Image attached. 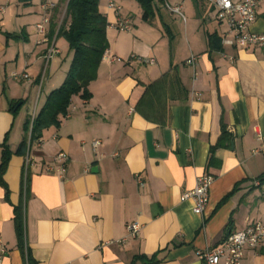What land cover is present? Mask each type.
I'll list each match as a JSON object with an SVG mask.
<instances>
[{"label":"crops","instance_id":"obj_1","mask_svg":"<svg viewBox=\"0 0 264 264\" xmlns=\"http://www.w3.org/2000/svg\"><path fill=\"white\" fill-rule=\"evenodd\" d=\"M44 1L55 7L43 41L35 24ZM108 1L99 0L107 53L123 62L103 57L90 97L74 95L68 117L22 155L27 122L69 70L66 41L45 59L57 46L65 4L0 0V164L5 149L11 153L0 183L1 264H200L197 252L249 222L264 224V44L223 45L226 26L204 0H166L185 19L153 0L148 21L137 2L115 0L129 31L114 28ZM251 31L264 34V0ZM223 129L230 141L212 153ZM95 140L101 143L94 150ZM59 152L68 154L65 171L47 172ZM206 174L213 177L208 203L195 214L193 201L181 196ZM15 207L23 209L30 263L18 247ZM132 222L140 224L134 238L126 231ZM121 238L122 245L106 244ZM242 264H264V245L245 250Z\"/></svg>","mask_w":264,"mask_h":264},{"label":"built area","instance_id":"obj_2","mask_svg":"<svg viewBox=\"0 0 264 264\" xmlns=\"http://www.w3.org/2000/svg\"><path fill=\"white\" fill-rule=\"evenodd\" d=\"M170 12L178 15L180 18L185 19L180 6H171L166 0H162ZM214 10L216 19L226 26L225 34L222 38V44L227 46H235L241 49L255 48L264 44V34H259L251 31V26L256 19V9L259 0H204ZM43 14L41 20L35 24V31L43 37L46 35L47 26L50 23V12L55 7L52 2L44 1L40 4ZM108 6L114 10L117 20L114 28L118 31H129L131 29L130 19L120 15L121 6L115 0H109ZM58 53L57 48L52 44L47 50L45 59L46 63L51 59L52 55ZM104 58L109 59L111 62H123V59L114 55H109L107 51L103 54ZM102 57V58H103ZM139 60L142 64L153 65L155 59L153 58H138L131 56L130 60ZM196 57L191 56L186 64H192ZM14 79L22 77L28 78V74L12 73ZM68 117V114L66 115ZM37 145H41L40 139L36 141ZM100 140H95L91 143L92 148L95 150L100 145ZM32 142L28 140L26 151L27 154L30 150ZM57 166H49L46 168L47 172H56L62 174L66 169L68 161V154L59 152L55 156ZM30 163L26 157V166ZM213 182L211 175H201L197 178L194 188L184 192L181 196L182 200L191 199L194 203L193 212L201 214L207 203L209 189ZM140 230V224L132 222L126 225V231L130 237L134 238ZM126 238L112 240L106 244L116 243L122 245L126 242ZM264 245V224L260 222H249L245 228L237 231L230 232L224 240L215 248L204 249L197 252L200 264H242L244 252L247 249H256ZM7 253L4 245L0 244V264Z\"/></svg>","mask_w":264,"mask_h":264},{"label":"trees","instance_id":"obj_3","mask_svg":"<svg viewBox=\"0 0 264 264\" xmlns=\"http://www.w3.org/2000/svg\"><path fill=\"white\" fill-rule=\"evenodd\" d=\"M142 9V19L148 21L154 16L153 0H133ZM65 4V14L58 26L57 37L63 38L73 53L69 71L59 88L52 90L43 107L37 112L33 120L27 122L26 132L29 131V140H38L42 131L50 126L59 127L60 118L67 114L71 98L80 95L88 99L90 93L88 85L96 79L98 67L103 54L108 50L106 29L108 26L106 17L99 11V0H59ZM52 27L51 34L55 33ZM51 35V36H52ZM211 42L216 48L220 47L221 39L212 35ZM230 135L223 129L217 145L212 148V153L219 148L227 147ZM27 136L19 146L17 153L25 154ZM11 153L8 149L3 152L0 164V183L5 186L2 176L5 173ZM14 224L18 247L26 254L28 262H31L25 248L24 213L22 207L14 209ZM228 235V234H227Z\"/></svg>","mask_w":264,"mask_h":264},{"label":"rangeland","instance_id":"obj_4","mask_svg":"<svg viewBox=\"0 0 264 264\" xmlns=\"http://www.w3.org/2000/svg\"><path fill=\"white\" fill-rule=\"evenodd\" d=\"M63 6H64V4H62ZM63 41H65L63 38H59L58 39V42H57V46L55 45V47L56 48H62V42ZM67 43V42H66ZM67 48H62L63 50H64V56L63 57H65L66 56V54H68V52H69V58H70V64H71V61H72V57H73V53H72V56H70V54H71V51H70V49H69V47H68V44L67 45H65ZM48 64V63H47ZM69 68H70V66H69ZM45 70H47V73H45ZM45 70H44V74H46V77H47V75H48V71L50 70V67H47V65L45 66ZM69 71V70H68ZM68 73V72H67ZM67 75V74H66ZM66 77V76H65ZM65 79V78H64ZM64 81V80H63ZM63 83V82H62ZM62 83L59 85V86H57V88H59L61 85H62Z\"/></svg>","mask_w":264,"mask_h":264}]
</instances>
